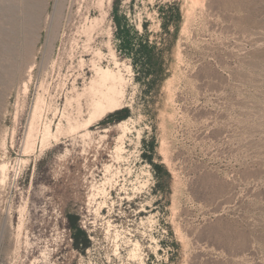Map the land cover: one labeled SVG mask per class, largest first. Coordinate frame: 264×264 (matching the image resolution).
Listing matches in <instances>:
<instances>
[{"label": "rangeland", "instance_id": "374dc122", "mask_svg": "<svg viewBox=\"0 0 264 264\" xmlns=\"http://www.w3.org/2000/svg\"><path fill=\"white\" fill-rule=\"evenodd\" d=\"M94 19L124 93L83 128ZM0 264H264V0H0Z\"/></svg>", "mask_w": 264, "mask_h": 264}, {"label": "bare ground", "instance_id": "6f19581e", "mask_svg": "<svg viewBox=\"0 0 264 264\" xmlns=\"http://www.w3.org/2000/svg\"><path fill=\"white\" fill-rule=\"evenodd\" d=\"M100 4V2H99ZM101 6V4H100ZM99 28L98 26V19H94L90 21V25H88V27L83 28L84 33L87 36V42L84 46V50H82L81 55L79 56V61L77 66H71L72 67V72H76L75 74H71L72 76V88L68 87V83H67V79H65V83L64 86L66 87V91H68V97L67 98V102L68 104H70V106L77 101V105L79 106V109L82 108V100L86 99L87 103L89 105V109H90V115L88 118L83 119V124L81 127L83 128H87L88 126L92 125L94 120L97 118H101L104 115H106L108 112H112V111H116L118 109L121 108L122 106V97H123V93H124V80L125 77L121 71V64L119 62V60L116 58V54L114 51H110L108 53H110L111 55H108L105 51L102 50H98L95 49V47H93L92 45V41L94 40V33L95 31H97ZM99 33V32H98ZM97 33V34H98ZM27 36H29L27 34ZM98 36V35H97ZM5 38V37H4ZM77 39V38H76ZM12 40V39H11ZM29 40V39H28ZM25 41V40H24ZM95 41V40H94ZM110 43V42H109ZM108 44V43H107ZM3 46V45H2ZM1 46V47H2ZM6 47V46H5ZM26 47V46H25ZM102 49V48H101ZM6 50V49H5ZM113 57L114 59V64L109 62V57ZM19 57V56H18ZM2 58V57H1ZM7 58V55H6ZM16 58V57H15ZM12 59V58H11ZM73 63V62H72ZM35 65L30 66L34 67ZM60 66V65H59ZM29 68V69H30ZM14 69V68H13ZM60 69V68H59ZM71 69V68H70ZM12 70V69H11ZM10 70V71H11ZM31 71V70H30ZM33 71V70H32ZM7 74V73H6ZM32 74V73H30ZM34 75V74H33ZM61 75V74H60ZM31 77V76H30ZM29 77V79H30ZM2 79V78H1ZM83 79L84 84L83 87L80 88L79 84H80V80ZM3 80V79H2ZM32 80V78H31ZM8 81V80H7ZM26 82V81H25ZM27 83V82H26ZM25 84V83H24ZM27 85V84H26ZM63 86V84H61ZM25 86V85H24ZM61 87V86H60ZM26 87H24V89H26ZM64 88V87H63ZM26 92V90H25ZM27 93V92H26ZM44 93V92H43ZM71 95H70V94ZM22 94V93H21ZM56 96V95H55ZM43 97V96H42ZM45 98V97H44ZM20 99V98H19ZM39 99V98H38ZM43 99V98H42ZM47 99V98H46ZM45 99V101H46ZM41 101V100H40ZM41 103V102H40ZM43 103V102H42ZM86 103V102H85ZM25 104V103H24ZM45 104V103H43ZM51 104V103H50ZM49 104V106H50ZM55 104V103H54ZM39 105V103H38ZM87 105V106H88ZM22 106V105H21ZM37 106V105H36ZM42 106V105H40ZM55 106V105H54ZM67 106V105H66ZM57 107V106H56ZM55 107V108H56ZM68 108V107H67ZM36 109V108H35ZM78 109V111H79ZM19 110V109H18ZM53 110V109H52ZM83 111V109H81ZM44 111V110H43ZM81 112V114H83ZM41 112V110H40ZM18 113V112H17ZM54 113V112H53ZM40 114L43 115V113L41 112ZM38 115L37 110H35L34 112V118H36ZM40 116V115H39ZM47 116V113H46ZM33 118V119H34ZM47 118V117H46ZM70 118V117H69ZM68 118V119H69ZM21 119V118H20ZM37 119V118H36ZM35 119V120H36ZM42 119V118H41ZM51 121V119H49ZM73 120V119H72ZM70 120V121H72ZM34 121V120H33ZM37 121V120H36ZM82 121V120H81ZM47 121L45 120V123ZM52 122V121H51ZM38 123V122H37ZM36 123V124H37ZM53 123V122H52ZM76 123H82V122H76ZM75 123V124H76ZM32 125V124H31ZM35 125V124H34ZM81 125V124H80ZM53 126V125H51ZM51 126L50 123H46V125L44 124V132L42 133V147H44L46 145V140L48 137L52 136L56 137V139H59L61 136H63L64 134L67 135V133L71 134L72 131L76 132L75 130H77L78 128H80V126H74L73 123H69L68 126H66L63 122V120L58 121L57 124V131H55L56 133L53 134L52 130H51ZM32 127V131H33V126ZM37 128V126H36ZM39 128V127H38ZM40 129V128H39ZM56 130V129H55ZM40 131V130H39ZM43 131V130H42ZM34 133V131H33ZM36 133V132H35ZM40 133V132H38ZM28 135V134H27ZM37 136L39 134H36ZM34 135V136H36ZM30 136V134H29ZM33 136V135H32ZM31 139V138H30ZM37 139V138H36ZM27 140V139H26ZM29 141V140H28ZM37 141V140H36ZM35 141V142H36ZM30 142H32L30 140ZM34 142V143H35ZM38 142V141H37ZM50 142V141H49ZM29 143V142H28ZM26 144V142H25ZM33 144V143H32ZM36 144V143H35ZM36 147V146H35ZM31 148V147H30ZM27 149L29 150V148L27 147ZM32 149H36V148H32ZM31 150V149H30ZM32 151V150H31ZM26 153L28 151H25ZM6 165V164H5ZM3 166V165H2ZM6 167V166H3ZM104 193L106 192V190L104 189L103 191ZM94 200L96 201V197L94 198ZM104 207H110L106 204H104ZM113 210V206L110 208ZM111 210V211H112ZM147 210V206L144 205L142 207V209L140 210V212L146 211ZM111 211L109 212V214L107 216H105L106 218H112V213ZM95 213L97 215H99V217H101V219L103 218V216H100V206L99 208H97L95 210ZM98 219V218H96Z\"/></svg>", "mask_w": 264, "mask_h": 264}, {"label": "trees", "instance_id": "16d2710c", "mask_svg": "<svg viewBox=\"0 0 264 264\" xmlns=\"http://www.w3.org/2000/svg\"><path fill=\"white\" fill-rule=\"evenodd\" d=\"M121 110V109H120Z\"/></svg>", "mask_w": 264, "mask_h": 264}]
</instances>
